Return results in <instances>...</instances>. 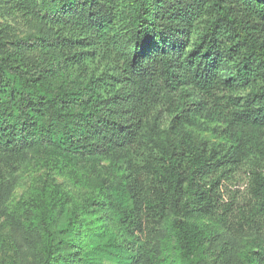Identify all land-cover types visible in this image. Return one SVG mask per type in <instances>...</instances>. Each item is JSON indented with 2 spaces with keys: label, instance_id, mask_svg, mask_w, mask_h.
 Here are the masks:
<instances>
[{
  "label": "trees",
  "instance_id": "16d2710c",
  "mask_svg": "<svg viewBox=\"0 0 264 264\" xmlns=\"http://www.w3.org/2000/svg\"><path fill=\"white\" fill-rule=\"evenodd\" d=\"M1 7L40 32L7 43L0 25V194L28 154L63 158L69 168H53L91 193L76 199L49 179L28 187L16 209L34 234L30 264H231L216 228L264 229V0ZM99 160L116 173L97 174ZM244 162L251 199L234 221L221 183ZM237 264H264V239Z\"/></svg>",
  "mask_w": 264,
  "mask_h": 264
},
{
  "label": "rangeland",
  "instance_id": "374dc122",
  "mask_svg": "<svg viewBox=\"0 0 264 264\" xmlns=\"http://www.w3.org/2000/svg\"><path fill=\"white\" fill-rule=\"evenodd\" d=\"M0 25L5 34V41L10 43L13 39L26 40L30 36H37L40 32L38 26L31 25L26 22L18 12L10 14L7 8H0ZM97 68L102 66V63L95 62L92 67ZM170 119L167 116L162 117L158 121L160 131L168 127ZM211 124L210 127H213ZM209 139L213 140L209 133ZM58 163L61 166L69 168L63 158H54L52 155L44 156L42 159H37L31 154H28L19 165H16L17 171L13 181L9 187L4 188L0 194V264H30L37 257V248L34 244V234H28L21 229L22 213L16 209L18 203L25 200V195L28 187L32 183H41L46 179L63 186L64 190L73 195L76 199L85 200L91 193L81 187H77L67 174L58 173L51 163ZM56 163V164H57ZM95 172L103 177L114 175L115 167L110 165L108 161H97L94 163ZM254 165L251 162H244L234 172L229 173L221 183V197L225 205H231L234 211L235 219L236 212L240 209H247L250 202L249 184L251 180V170ZM198 223V220L191 219ZM112 229L113 233L121 239L132 242L131 236L122 233L111 222L110 217L103 220ZM210 226V224H207ZM167 231L165 224L158 229L157 241L164 238ZM216 234L226 248L229 250V260L231 264H237L240 261V256L246 253L249 249V242L254 238L264 239V229L254 231L246 230L239 235H232L222 228H216ZM136 251V249H135ZM135 251H133L135 253ZM103 264H111L104 258ZM137 264H149L145 258L139 259Z\"/></svg>",
  "mask_w": 264,
  "mask_h": 264
}]
</instances>
